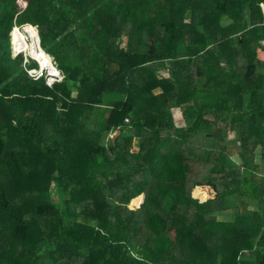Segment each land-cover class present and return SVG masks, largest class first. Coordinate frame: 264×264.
<instances>
[{
    "label": "trees",
    "instance_id": "trees-1",
    "mask_svg": "<svg viewBox=\"0 0 264 264\" xmlns=\"http://www.w3.org/2000/svg\"><path fill=\"white\" fill-rule=\"evenodd\" d=\"M262 53L264 0H0V264H264Z\"/></svg>",
    "mask_w": 264,
    "mask_h": 264
},
{
    "label": "rangeland",
    "instance_id": "rangeland-1",
    "mask_svg": "<svg viewBox=\"0 0 264 264\" xmlns=\"http://www.w3.org/2000/svg\"><path fill=\"white\" fill-rule=\"evenodd\" d=\"M26 28H30V26L29 25H24V26H22V27H20V28H18V29H14V31H13V29H12V37L15 35V33H21V31H23V32H25L24 30L26 29ZM31 29V28H30ZM32 30V35L36 38V30H35V28L34 29H31ZM14 33V34H13ZM115 43H118V45H119V48L120 49H123V50H125L126 49V38L125 37H123V38H121V41L119 42V39H117V40H115ZM26 45V44H25ZM27 46V45H26ZM12 52H13V49H12ZM40 52L41 51H39L38 52V56H31V55H28V54H26V48H25V52H23L22 53V55L24 56V61L26 60V56H30L31 58H33L34 60H36V61H39L40 62V59H41V55H40ZM13 54H15L14 52H13ZM26 55V56H25ZM260 57L262 58H264V54L262 53L261 55H260ZM60 78H58V80H59ZM178 111L177 110H174L173 111V114H174V117H175V115H178ZM177 117V116H176ZM175 117V120H176V122L178 121H180V118L179 117H177L176 118ZM177 119H179V120H177ZM118 133V130H115V131H113L108 137H114L116 134ZM234 136V134L233 133H229L228 134V137L227 138H232ZM201 187H204V188H206L207 189V191L209 192L208 193V196L207 197H203L204 198V200H206V199H208V198H211L212 196H213V190L209 187V186H201ZM195 188V187H194ZM194 188H193V190H192V194H193V191H194ZM140 195H143V194H140ZM195 195V194H194ZM196 196H198V195H196ZM196 196H195V198H196ZM142 197V196H141ZM197 199H199L200 201H201V199L198 197ZM142 200H143V198L141 199V201L138 203V204H136L135 202H133V201H130V203H129V205H128V207L129 208H137L139 205H140V203L142 202ZM204 200H202V201H204Z\"/></svg>",
    "mask_w": 264,
    "mask_h": 264
},
{
    "label": "bare ground",
    "instance_id": "bare-ground-1",
    "mask_svg": "<svg viewBox=\"0 0 264 264\" xmlns=\"http://www.w3.org/2000/svg\"><path fill=\"white\" fill-rule=\"evenodd\" d=\"M31 29H34L32 27H30ZM38 43V42H37ZM13 45H14V49L17 51H23L25 52V44L23 41L17 39L13 42ZM40 49V48H39ZM41 50V49H40ZM40 55H41V59H40V62L37 61L38 63V69L41 68L42 71H45L49 76L51 75H55L57 73V69L55 68V66L53 65V63L50 61L49 57H48V54L47 53H42V50L40 52ZM37 69V70H38ZM50 79H52V77H50ZM208 191L206 188L204 187H201V186H197L194 188V191H193V195L196 196H203V197H207L208 196ZM141 201V200H140Z\"/></svg>",
    "mask_w": 264,
    "mask_h": 264
},
{
    "label": "built area",
    "instance_id": "built-area-1",
    "mask_svg": "<svg viewBox=\"0 0 264 264\" xmlns=\"http://www.w3.org/2000/svg\"><path fill=\"white\" fill-rule=\"evenodd\" d=\"M14 29H18V28H14ZM13 52H14L15 54H18L20 51H18V50L16 51V50L14 49V47H13ZM25 61H27V58H26ZM27 72H28V74H29L30 76H32L33 78H38V77H40V76L42 75V71H41V70L29 69V70H27ZM50 77H52V79H50ZM58 78L61 79V76H60L58 73H56L55 75H51V76L46 75V76H45V83H46V85L50 86L54 81H57ZM60 79H59V80H60Z\"/></svg>",
    "mask_w": 264,
    "mask_h": 264
},
{
    "label": "clouds",
    "instance_id": "clouds-1",
    "mask_svg": "<svg viewBox=\"0 0 264 264\" xmlns=\"http://www.w3.org/2000/svg\"><path fill=\"white\" fill-rule=\"evenodd\" d=\"M14 28H20V27H18V26H14L12 29H13V31H14ZM36 30V29H35ZM37 31V30H36ZM11 35H12V32H11ZM38 35V34H37ZM39 38V37H38ZM12 40H13V37H12ZM12 40H11V49H13V47H14V45H13V43H12ZM40 46V45H39ZM13 53V52H12ZM23 53V51H20L18 54H22ZM13 55H17V54H13ZM26 56V55H25ZM24 57V56H23ZM26 58H27V60L30 58V59H32V60H34L33 58H31L30 56H26ZM36 63H37V61L36 60H34ZM51 62H52V60H51ZM53 63V62H52ZM54 65V64H53ZM38 63H37V67L36 68H31V69H38ZM56 68V67H55ZM38 70H41L42 71V69L41 68H39ZM58 70V69H57ZM57 73L60 75V73H59V71H57ZM48 75L45 71H42V75ZM61 76V75H60Z\"/></svg>",
    "mask_w": 264,
    "mask_h": 264
},
{
    "label": "water",
    "instance_id": "water-1",
    "mask_svg": "<svg viewBox=\"0 0 264 264\" xmlns=\"http://www.w3.org/2000/svg\"><path fill=\"white\" fill-rule=\"evenodd\" d=\"M37 33V31H36ZM36 40L38 41V44H39V38H38V35L36 36ZM213 197V196H212ZM142 198H143V195H142Z\"/></svg>",
    "mask_w": 264,
    "mask_h": 264
},
{
    "label": "crops",
    "instance_id": "crops-1",
    "mask_svg": "<svg viewBox=\"0 0 264 264\" xmlns=\"http://www.w3.org/2000/svg\"><path fill=\"white\" fill-rule=\"evenodd\" d=\"M203 197V196H202ZM134 202V201H133Z\"/></svg>",
    "mask_w": 264,
    "mask_h": 264
}]
</instances>
